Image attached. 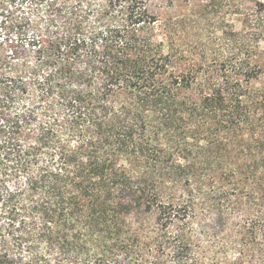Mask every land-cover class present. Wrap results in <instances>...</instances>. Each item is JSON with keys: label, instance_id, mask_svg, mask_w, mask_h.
<instances>
[{"label": "trees", "instance_id": "obj_1", "mask_svg": "<svg viewBox=\"0 0 264 264\" xmlns=\"http://www.w3.org/2000/svg\"><path fill=\"white\" fill-rule=\"evenodd\" d=\"M29 1L46 24L0 57V264H264V219L228 241L222 205L264 0H229L214 52L179 43L170 0Z\"/></svg>", "mask_w": 264, "mask_h": 264}, {"label": "rangeland", "instance_id": "obj_2", "mask_svg": "<svg viewBox=\"0 0 264 264\" xmlns=\"http://www.w3.org/2000/svg\"><path fill=\"white\" fill-rule=\"evenodd\" d=\"M170 1L166 2L167 8L171 9L175 4L176 15L181 19L179 43L183 46L196 48L202 45L212 52L220 51L225 45L224 33L230 25L235 30L241 28L242 15L232 13L229 0H176L172 4ZM43 16V9L29 0L22 6L18 1L0 0V57L7 51L10 52V40H6L7 36L14 42L19 36L24 39L33 33L34 26L46 24ZM261 47L264 48V41L261 42ZM2 68L4 67H0V70ZM252 86L257 90L256 127H247L245 150L241 155L232 150L224 166L230 179L227 182L228 192L222 203L227 213L225 235L228 241H245L248 229L259 225L264 219V71L252 82ZM214 179L212 184L217 186L219 181L217 177ZM236 207H239L238 211L235 210ZM238 223L241 225L239 230L236 228ZM210 237L211 235L197 239L199 251L211 241Z\"/></svg>", "mask_w": 264, "mask_h": 264}]
</instances>
